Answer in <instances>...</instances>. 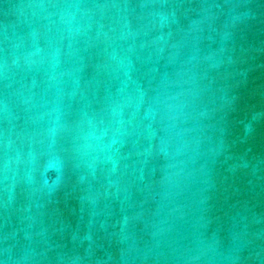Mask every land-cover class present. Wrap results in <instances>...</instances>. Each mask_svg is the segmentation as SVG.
Masks as SVG:
<instances>
[{"label":"water","instance_id":"obj_1","mask_svg":"<svg viewBox=\"0 0 264 264\" xmlns=\"http://www.w3.org/2000/svg\"><path fill=\"white\" fill-rule=\"evenodd\" d=\"M0 264H264V0H0Z\"/></svg>","mask_w":264,"mask_h":264}]
</instances>
